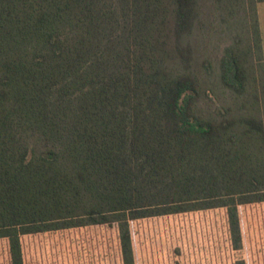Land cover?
<instances>
[{
  "label": "trees",
  "instance_id": "trees-1",
  "mask_svg": "<svg viewBox=\"0 0 264 264\" xmlns=\"http://www.w3.org/2000/svg\"><path fill=\"white\" fill-rule=\"evenodd\" d=\"M195 4L0 0V238L10 264H24L21 235L105 222L133 264L130 220L216 207L242 248L238 207L264 202V123L198 114L185 44ZM218 68L224 89L249 96L236 46Z\"/></svg>",
  "mask_w": 264,
  "mask_h": 264
},
{
  "label": "rangeland",
  "instance_id": "rangeland-1",
  "mask_svg": "<svg viewBox=\"0 0 264 264\" xmlns=\"http://www.w3.org/2000/svg\"><path fill=\"white\" fill-rule=\"evenodd\" d=\"M190 75L199 91L198 114L214 119L245 112L264 123V37L255 0H195ZM236 46L247 76L246 98H236L219 80L218 62ZM175 68L178 65L173 63ZM242 248L231 246L224 207L143 217L129 221L133 264H264V202L238 207ZM24 264H123L115 223H100L21 235ZM0 264H10L0 238Z\"/></svg>",
  "mask_w": 264,
  "mask_h": 264
},
{
  "label": "crops",
  "instance_id": "crops-1",
  "mask_svg": "<svg viewBox=\"0 0 264 264\" xmlns=\"http://www.w3.org/2000/svg\"><path fill=\"white\" fill-rule=\"evenodd\" d=\"M256 14L258 19L259 30L264 37V0H258L256 3Z\"/></svg>",
  "mask_w": 264,
  "mask_h": 264
}]
</instances>
